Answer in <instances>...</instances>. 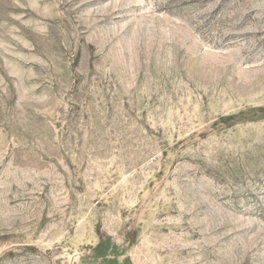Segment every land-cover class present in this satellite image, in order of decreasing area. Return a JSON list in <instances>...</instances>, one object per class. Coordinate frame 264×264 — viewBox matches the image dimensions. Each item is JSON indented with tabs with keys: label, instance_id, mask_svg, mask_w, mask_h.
Listing matches in <instances>:
<instances>
[{
	"label": "rangeland",
	"instance_id": "374dc122",
	"mask_svg": "<svg viewBox=\"0 0 264 264\" xmlns=\"http://www.w3.org/2000/svg\"><path fill=\"white\" fill-rule=\"evenodd\" d=\"M0 264H264V0H0Z\"/></svg>",
	"mask_w": 264,
	"mask_h": 264
}]
</instances>
